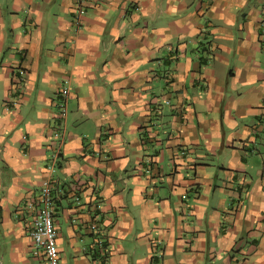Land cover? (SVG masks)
Returning a JSON list of instances; mask_svg holds the SVG:
<instances>
[{
  "label": "crops",
  "instance_id": "1",
  "mask_svg": "<svg viewBox=\"0 0 264 264\" xmlns=\"http://www.w3.org/2000/svg\"><path fill=\"white\" fill-rule=\"evenodd\" d=\"M77 12L0 0V264L47 181L60 264H264V0Z\"/></svg>",
  "mask_w": 264,
  "mask_h": 264
},
{
  "label": "built area",
  "instance_id": "2",
  "mask_svg": "<svg viewBox=\"0 0 264 264\" xmlns=\"http://www.w3.org/2000/svg\"><path fill=\"white\" fill-rule=\"evenodd\" d=\"M76 5L78 6L76 19L79 21L80 17L84 14L86 0H76ZM60 93L61 100L59 101V108L60 115L63 117L66 114L67 88H62ZM53 137L57 140L58 150L55 155L58 158L59 148L65 140L64 132L56 129ZM29 233L34 248L43 253L46 264H60L59 252L56 244L58 233L53 217L52 184L49 181L44 182L40 188V196L37 201V212Z\"/></svg>",
  "mask_w": 264,
  "mask_h": 264
}]
</instances>
